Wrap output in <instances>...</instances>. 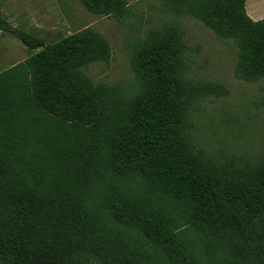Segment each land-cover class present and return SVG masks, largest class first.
I'll return each instance as SVG.
<instances>
[{
  "label": "trees",
  "instance_id": "16d2710c",
  "mask_svg": "<svg viewBox=\"0 0 264 264\" xmlns=\"http://www.w3.org/2000/svg\"><path fill=\"white\" fill-rule=\"evenodd\" d=\"M78 1L96 15L129 11L127 0ZM245 1L159 7L232 40L236 77L264 81V18ZM0 30L38 49L0 72V264H264V156L242 165L193 144L190 110L223 88L186 76L178 24L135 45L129 96L85 73L111 57L93 28L46 44L10 24L0 0Z\"/></svg>",
  "mask_w": 264,
  "mask_h": 264
},
{
  "label": "rangeland",
  "instance_id": "374dc122",
  "mask_svg": "<svg viewBox=\"0 0 264 264\" xmlns=\"http://www.w3.org/2000/svg\"><path fill=\"white\" fill-rule=\"evenodd\" d=\"M127 2L129 11L122 19L93 14L78 0H2V15L46 44L84 27L93 28L109 42L111 57L107 63H90L85 73L94 83L119 84L128 96L140 87L131 69L135 45L151 26L159 27L165 21L178 24L187 44L186 76L223 88L218 95L201 98L190 110L188 132L193 144L215 158L256 164L264 156V108L260 106L264 81L236 77L235 43L219 38L197 19L163 13L159 0ZM246 10L253 18L260 16L264 0H246ZM30 51L15 36L0 30V72L29 57Z\"/></svg>",
  "mask_w": 264,
  "mask_h": 264
},
{
  "label": "crops",
  "instance_id": "0c3cea01",
  "mask_svg": "<svg viewBox=\"0 0 264 264\" xmlns=\"http://www.w3.org/2000/svg\"><path fill=\"white\" fill-rule=\"evenodd\" d=\"M245 9H246V1H245ZM247 11V10H246ZM247 14H248V12H247ZM262 14H264V13H262ZM262 14L260 15V16H256V14L254 15L255 17L253 18V17H251L249 14V16L253 19V20H259V19H261V18H264V15L262 16ZM259 18V19H258ZM36 49H31V51H30V53L31 54H33V52L35 51ZM38 50V49H37ZM36 52V51H35ZM34 52V53H35Z\"/></svg>",
  "mask_w": 264,
  "mask_h": 264
}]
</instances>
